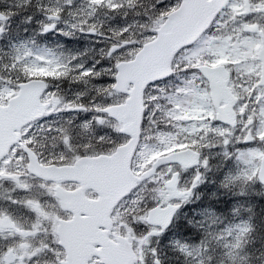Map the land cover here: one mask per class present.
<instances>
[{
  "label": "snow or ice",
  "instance_id": "snow-or-ice-1",
  "mask_svg": "<svg viewBox=\"0 0 264 264\" xmlns=\"http://www.w3.org/2000/svg\"><path fill=\"white\" fill-rule=\"evenodd\" d=\"M0 264H264V0H0Z\"/></svg>",
  "mask_w": 264,
  "mask_h": 264
}]
</instances>
